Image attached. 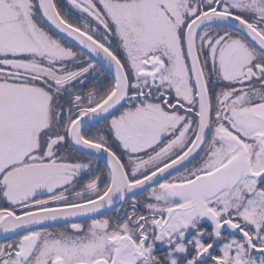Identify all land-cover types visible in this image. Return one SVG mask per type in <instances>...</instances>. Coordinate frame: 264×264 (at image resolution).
<instances>
[{
  "label": "snow or ice",
  "instance_id": "1",
  "mask_svg": "<svg viewBox=\"0 0 264 264\" xmlns=\"http://www.w3.org/2000/svg\"><path fill=\"white\" fill-rule=\"evenodd\" d=\"M0 264H264V0H0Z\"/></svg>",
  "mask_w": 264,
  "mask_h": 264
}]
</instances>
